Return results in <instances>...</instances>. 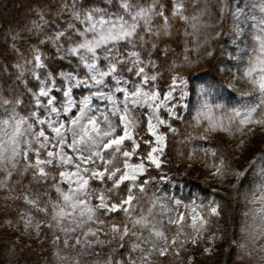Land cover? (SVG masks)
Listing matches in <instances>:
<instances>
[{"label": "snow or ice", "instance_id": "1", "mask_svg": "<svg viewBox=\"0 0 264 264\" xmlns=\"http://www.w3.org/2000/svg\"><path fill=\"white\" fill-rule=\"evenodd\" d=\"M32 14L0 50L7 227L30 239L48 229L56 264H197L222 207L167 192L176 157V174L199 166L233 188L260 161L251 227L264 239V151L240 170L213 144L227 137L243 155L264 135V0H45ZM224 35L244 44L242 74L226 81L247 85L242 100L216 99L206 82L193 109L190 74Z\"/></svg>", "mask_w": 264, "mask_h": 264}, {"label": "rangeland", "instance_id": "2", "mask_svg": "<svg viewBox=\"0 0 264 264\" xmlns=\"http://www.w3.org/2000/svg\"><path fill=\"white\" fill-rule=\"evenodd\" d=\"M16 2L14 3V8L17 9L19 4H22L24 1L22 3ZM5 11H8V9H4ZM1 13L2 10H0ZM230 24L231 20L227 21L225 27ZM243 47L244 44H239L238 46L233 41L231 35H224V43L218 53L219 61L216 65L218 74L216 81H213L217 85L216 89L212 92L215 98L223 101L230 94H236V102L233 104L239 103L242 100L239 92L245 90L247 85L242 81L234 82L235 87L228 88L226 81L231 80L238 73L242 74L241 70L243 64L246 62V57L245 61L240 63L234 57L240 55V49ZM202 80L203 77L198 76L194 87L191 88L188 99L193 109L198 106L200 89L205 85V83L204 85L200 84ZM97 103L104 104L106 102L98 101ZM213 144L214 146H220V149L229 156L234 168L244 170L248 168V160L264 151V135L258 133L255 138L251 139L249 149L243 155L234 151V142L227 137H217V140ZM176 159L178 158L173 157L172 179L164 186L167 192L169 194L184 196L185 198H190L191 194L195 193L201 198L207 197L205 203H207V200H215L222 207V216L219 219H214L212 223V231L216 232L217 239L213 245H207L211 246L213 251L211 254L202 255L203 247L206 246L202 244L199 249L195 250L197 264H259L264 253H260L258 249L261 244H264V239L259 238L256 235V229L251 227L253 223L251 211L255 207L252 204V197L259 183L261 162L257 161L255 166L241 179V182L233 188L232 184L237 183L234 177L223 182L211 180L199 166L188 175L176 174L178 172L175 166ZM179 171H182V169H179ZM2 195L3 193H0V197ZM18 207L23 209L25 205L23 202H20ZM6 219H12L15 223L17 217L14 213L5 215L4 203L0 199V237L6 240L10 248H19L20 251L26 250L35 256L31 260L20 261V264H56L54 256L55 247L52 243V235L48 229L45 228L39 238L36 237L33 231L32 238L30 239L27 235L21 236L23 232L22 224L19 231H15L14 228L5 225ZM104 251H107V249ZM249 252L252 255H249ZM81 259L91 261L95 257L84 256Z\"/></svg>", "mask_w": 264, "mask_h": 264}, {"label": "trees", "instance_id": "3", "mask_svg": "<svg viewBox=\"0 0 264 264\" xmlns=\"http://www.w3.org/2000/svg\"><path fill=\"white\" fill-rule=\"evenodd\" d=\"M16 1L20 3L24 2L19 4V7L16 9L14 8V3H17ZM49 2L55 3V0H49ZM99 2L101 6H104V0H99ZM44 3L45 0H0V10H2V13L0 14V50H3L5 46L10 47L11 45V39L8 33L13 29L19 30L18 26L27 23L30 19H33V10L39 9ZM19 8L20 10H18ZM4 9H8V11L4 12ZM201 39H203V37H201ZM191 41L192 47L194 48L196 37H192ZM223 43L224 36L212 43L211 47L216 49L215 56L214 58H210L208 60H202L200 64L194 68L189 77L191 81L190 88L194 87L198 76L203 77V80L200 82V84L203 85L206 82L216 81L218 74L216 65L219 61L218 53ZM173 47H176V45L173 44ZM192 55L193 58H195V51H193ZM7 56L8 52L5 51L4 55L0 56V64L6 63L5 58ZM2 75H7V73ZM229 101H231V103L236 102V94H230L227 99L223 100V102ZM22 114H26V112H23ZM2 115L3 112L0 110V116ZM185 116L190 119V115L188 113H186ZM25 183H27V181H25ZM34 257L35 256L29 251H20L19 248H10V245L6 243V240L0 237V264H20V261L31 260Z\"/></svg>", "mask_w": 264, "mask_h": 264}]
</instances>
